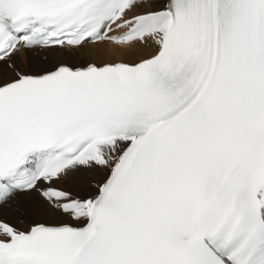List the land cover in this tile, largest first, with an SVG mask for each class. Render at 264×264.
<instances>
[{
    "label": "snow or ice",
    "instance_id": "snow-or-ice-1",
    "mask_svg": "<svg viewBox=\"0 0 264 264\" xmlns=\"http://www.w3.org/2000/svg\"><path fill=\"white\" fill-rule=\"evenodd\" d=\"M0 264H264V0H0Z\"/></svg>",
    "mask_w": 264,
    "mask_h": 264
},
{
    "label": "bare ground",
    "instance_id": "bare-ground-1",
    "mask_svg": "<svg viewBox=\"0 0 264 264\" xmlns=\"http://www.w3.org/2000/svg\"><path fill=\"white\" fill-rule=\"evenodd\" d=\"M32 54H33V53H31V52H30V53H28L29 57H30V56H32Z\"/></svg>",
    "mask_w": 264,
    "mask_h": 264
}]
</instances>
